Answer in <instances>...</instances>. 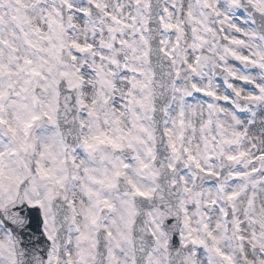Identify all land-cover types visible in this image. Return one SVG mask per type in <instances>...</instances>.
Listing matches in <instances>:
<instances>
[{"label": "snow or ice", "instance_id": "1", "mask_svg": "<svg viewBox=\"0 0 264 264\" xmlns=\"http://www.w3.org/2000/svg\"><path fill=\"white\" fill-rule=\"evenodd\" d=\"M0 264H264V0H0Z\"/></svg>", "mask_w": 264, "mask_h": 264}]
</instances>
